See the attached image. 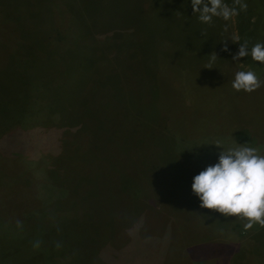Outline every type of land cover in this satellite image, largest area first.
I'll return each mask as SVG.
<instances>
[{"label": "rangeland", "instance_id": "1", "mask_svg": "<svg viewBox=\"0 0 264 264\" xmlns=\"http://www.w3.org/2000/svg\"><path fill=\"white\" fill-rule=\"evenodd\" d=\"M63 8L92 38L46 36ZM236 17L203 24L190 0H0V264H264V227L200 207L190 187L222 147L264 156V83L231 87L253 71L232 59ZM74 54L86 74H66ZM59 127L68 148L49 154ZM118 169L138 183L112 198L102 179L118 185ZM228 226L249 254L221 244Z\"/></svg>", "mask_w": 264, "mask_h": 264}, {"label": "clouds", "instance_id": "2", "mask_svg": "<svg viewBox=\"0 0 264 264\" xmlns=\"http://www.w3.org/2000/svg\"><path fill=\"white\" fill-rule=\"evenodd\" d=\"M240 10L246 8L241 0ZM193 14L197 19L208 24L213 17L229 22L238 12L236 7H229L224 0H190ZM228 24L224 25L227 31ZM229 39L239 42L238 51L233 61L250 56L257 63L264 64V42H257L251 48L248 41L240 42L235 33ZM216 55L209 57L208 65L211 68ZM261 81L250 70H240L234 73L231 87L235 91L253 92L261 87ZM223 146L219 143H214ZM191 191L198 197L200 207L215 209L225 216H235L246 219L245 228L258 224L264 227V156L257 154L255 147H229L219 151L217 161L205 166L192 177Z\"/></svg>", "mask_w": 264, "mask_h": 264}, {"label": "trees", "instance_id": "3", "mask_svg": "<svg viewBox=\"0 0 264 264\" xmlns=\"http://www.w3.org/2000/svg\"><path fill=\"white\" fill-rule=\"evenodd\" d=\"M224 1L226 2V4L229 7H236L237 8L238 14H237V17H236V27H237V29L239 31L240 42H243L245 40L248 41V47L249 48H251L257 42H264V0H241V2L246 4V8L244 10H240L239 3H236L235 0H224ZM63 10H64V8L59 13L54 12V13L49 14L47 19L45 20L46 36L48 35L47 37L51 41L53 40V41H58L59 42V41H64V40L68 39L69 36H73L74 37L75 35L73 33L67 32L68 28H74V30L72 32H76V31L78 33L80 32V35L84 39L92 38L93 35L90 32H88L87 29L80 28V27L75 26V25L72 24L71 19H70V17H71L70 13H67L63 17ZM53 18H56L58 21L62 20V22L60 23L59 29L56 28L50 22L51 19H52V22H54ZM43 27H44V22H43ZM48 30H55L56 32H61L63 34V36L61 37L60 33H58L59 36L56 37V36L52 35L51 33H48ZM49 44L51 45L50 42H49ZM77 44L78 43L75 44V50H83L84 51L86 49V45L87 44L83 45V46L77 45ZM238 45H239V42H238ZM228 55H229V53H228ZM74 56H75V58L69 64H65V66L67 67L66 68L67 69V73L66 74H69V75L70 74L71 75H84V74H86L88 69H86V65H84V63L81 61L82 56L79 57L78 54H74ZM77 60L79 61V63H77V64L74 63V61H77ZM241 61H243L245 64H248L257 75H260V76L263 75L264 76V70L262 71V67L264 66V64H260V63H257L255 61H253L250 56H246L244 58H241ZM47 67L48 68L51 67V62L47 63ZM51 70H53V69H51ZM63 114L66 115L65 113H63ZM72 121L74 123L78 122L74 118L69 117V118H67V120L65 122H63V125L64 124H72L71 123ZM74 125H76V124H74ZM59 128H57V129H59ZM78 128H80V125L78 126ZM57 129L54 130V132L56 134H58V131H59ZM61 129H62V132H63V128H60V130ZM66 131H68V130H66ZM67 133L70 134V132H67ZM36 134H37V132H36ZM37 136H38V134H37ZM65 138H66V136H65V134L63 132V138H60V142H59V144L61 145V149L62 150L57 152V147L54 146L55 147V151L54 152L49 150V149H46V150H49V154L50 153L51 154L63 153L64 150L66 151L68 147H67V142H66ZM75 144H76V142H75ZM88 151H90V150H88ZM85 155L86 154L81 153L77 157L81 158V157H85ZM127 158L128 157H126L125 159L127 160ZM138 158H139V156H138ZM146 158H147V156H144L143 158L142 157L139 158V162L138 163H142L141 164L142 168L144 167V164L146 163ZM123 159H124V157H123ZM125 159H124V163L126 162ZM135 160L131 161V163H135ZM84 161H86V160L84 159ZM119 169L116 171L115 174H113L114 176H112V177H114L116 179L117 182H118V180H120L118 185L117 184L115 185V183L113 182V179L111 178V176L105 177L104 179H102V181H103L102 185L104 184V187L106 188L107 194L109 196H111L112 198H114V196H115V194H114L115 189L119 190V192H120L119 195L121 196V193H123V192L127 193L129 187H131L132 185L138 183V181L135 180L133 178V176H131V173L129 171L122 170V172H120L121 176L120 175L118 176ZM110 174H111V172H110ZM48 175H50L51 178L53 177V179H55V180H53V179L52 180L57 185L65 183L66 180H67V178H62L61 182L56 183V181H57V179L55 178L56 177V172L53 171V170H51ZM116 176H118V180H117ZM86 181H87V179H86ZM96 190H98V189H96ZM113 201H114V199L111 201V204L114 203ZM48 207L50 208L49 210H54L56 212H59L61 210L58 206H55V205H50ZM70 210H72V208ZM64 214L69 216L67 213H64ZM241 247H242V249L247 248V247H244V242L242 243ZM249 248H251V247H249Z\"/></svg>", "mask_w": 264, "mask_h": 264}, {"label": "crops", "instance_id": "4", "mask_svg": "<svg viewBox=\"0 0 264 264\" xmlns=\"http://www.w3.org/2000/svg\"><path fill=\"white\" fill-rule=\"evenodd\" d=\"M213 228H216L217 230L219 229L218 227H215V226H213ZM227 231L229 232V237L228 238H223V237H218V238H219V241L221 242V244L222 243H230L231 244L232 247L229 248V249L233 250L232 254H235V250H237V251L239 250L240 254H249L248 252L252 251V248H248V249L244 248V251H241L242 247L240 246V243L242 242V238L236 237L237 236V232H235L233 230V228H231V226H228L227 228L224 229L225 236L227 235ZM212 240H213V238H212ZM209 242L208 241H204V242H201V243H209ZM239 246H240V248H239ZM223 247H225L224 244H223ZM258 252H259V250H258ZM262 254H264V244L262 245Z\"/></svg>", "mask_w": 264, "mask_h": 264}]
</instances>
